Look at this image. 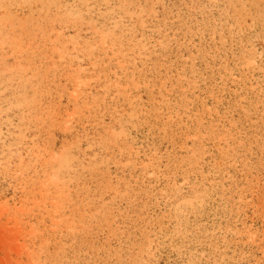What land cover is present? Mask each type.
I'll return each mask as SVG.
<instances>
[{
    "label": "rangeland",
    "instance_id": "374dc122",
    "mask_svg": "<svg viewBox=\"0 0 264 264\" xmlns=\"http://www.w3.org/2000/svg\"><path fill=\"white\" fill-rule=\"evenodd\" d=\"M0 264H264V0H0Z\"/></svg>",
    "mask_w": 264,
    "mask_h": 264
}]
</instances>
